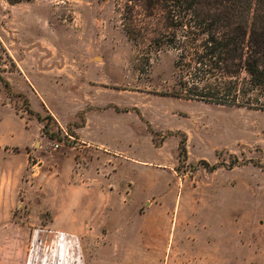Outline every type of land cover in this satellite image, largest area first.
<instances>
[{"label": "rangeland", "instance_id": "374dc122", "mask_svg": "<svg viewBox=\"0 0 264 264\" xmlns=\"http://www.w3.org/2000/svg\"><path fill=\"white\" fill-rule=\"evenodd\" d=\"M145 5L0 0V264H264V110L170 96Z\"/></svg>", "mask_w": 264, "mask_h": 264}, {"label": "trees", "instance_id": "16d2710c", "mask_svg": "<svg viewBox=\"0 0 264 264\" xmlns=\"http://www.w3.org/2000/svg\"><path fill=\"white\" fill-rule=\"evenodd\" d=\"M128 1L164 13L169 32L156 44L176 52L170 96L264 110V0Z\"/></svg>", "mask_w": 264, "mask_h": 264}, {"label": "crops", "instance_id": "0c3cea01", "mask_svg": "<svg viewBox=\"0 0 264 264\" xmlns=\"http://www.w3.org/2000/svg\"><path fill=\"white\" fill-rule=\"evenodd\" d=\"M68 191H69L70 195H75V197H76V195H82V193H85L87 195L88 189L85 190V189H82V188H70V189H68ZM101 207L106 208V205H104V206L102 205ZM69 208L71 209V208H79V207L76 205V202H71ZM69 208H68V210L70 211ZM74 210L75 209H73L71 211H74ZM70 217L71 218L69 220V224L73 228H75L77 225L82 226L83 228H85V230L88 229L89 227H93V228L99 227V224H96L95 222H93V220L90 217H87V219L85 221L83 220V221H79V222L76 219V215L74 217L70 215ZM93 232H94L93 229H92V232L89 230L88 234H91Z\"/></svg>", "mask_w": 264, "mask_h": 264}, {"label": "built area", "instance_id": "2783aa9c", "mask_svg": "<svg viewBox=\"0 0 264 264\" xmlns=\"http://www.w3.org/2000/svg\"><path fill=\"white\" fill-rule=\"evenodd\" d=\"M54 148H55V149L58 148V145H54Z\"/></svg>", "mask_w": 264, "mask_h": 264}]
</instances>
